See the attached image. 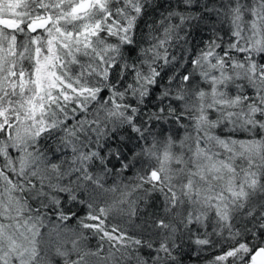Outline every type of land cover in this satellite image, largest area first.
Segmentation results:
<instances>
[{
	"label": "snow or ice",
	"instance_id": "1",
	"mask_svg": "<svg viewBox=\"0 0 264 264\" xmlns=\"http://www.w3.org/2000/svg\"><path fill=\"white\" fill-rule=\"evenodd\" d=\"M193 257L264 264V0H0V264Z\"/></svg>",
	"mask_w": 264,
	"mask_h": 264
},
{
	"label": "trees",
	"instance_id": "2",
	"mask_svg": "<svg viewBox=\"0 0 264 264\" xmlns=\"http://www.w3.org/2000/svg\"><path fill=\"white\" fill-rule=\"evenodd\" d=\"M90 244L92 246H95V240L90 241ZM184 264H206V262L203 261V260L197 262L196 259H195V257H193L192 259L185 258Z\"/></svg>",
	"mask_w": 264,
	"mask_h": 264
}]
</instances>
